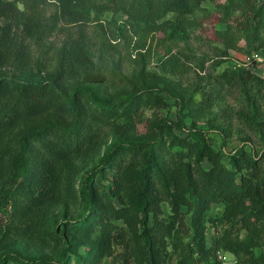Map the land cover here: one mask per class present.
<instances>
[{"label": "trees", "instance_id": "1", "mask_svg": "<svg viewBox=\"0 0 264 264\" xmlns=\"http://www.w3.org/2000/svg\"><path fill=\"white\" fill-rule=\"evenodd\" d=\"M196 3L137 0L129 7L126 0H0V242L19 237L59 249L57 261L11 255L0 264H100L119 255L122 264H222L219 252L232 254L234 264H264V111L260 90L254 92L260 79L243 70L218 76V82L239 88L240 107L232 116L260 144L257 150L247 137L244 146L223 153L210 137L218 135L227 146L231 129L221 115H211L208 128L195 119L211 114L212 95L195 103L198 90L181 81L166 83L144 67L125 73L121 57L107 55L112 39L86 36L93 12L120 6L130 27L123 25L122 34L132 31L139 38L133 50L144 49L142 35L168 27L166 39L186 41V29L197 23L188 17ZM55 4L62 11L47 19L46 8ZM219 8L218 23L225 29L216 36L226 48L236 47L235 36L264 42V0H227ZM61 19L76 24L79 37L57 49L49 41ZM137 56L143 61L145 54ZM189 61L178 51L159 63L165 73L180 77ZM84 69L110 93L93 83L64 86ZM171 107L176 121L160 115ZM147 112L154 118L147 136H138V121ZM188 116L194 117L190 128ZM109 133L114 142L77 187L80 166L102 154ZM165 205L171 211L167 218ZM213 205L224 207L213 226L225 228L209 244L206 219ZM59 207H64L60 218L49 216ZM182 234L192 242L184 243Z\"/></svg>", "mask_w": 264, "mask_h": 264}, {"label": "rangeland", "instance_id": "2", "mask_svg": "<svg viewBox=\"0 0 264 264\" xmlns=\"http://www.w3.org/2000/svg\"><path fill=\"white\" fill-rule=\"evenodd\" d=\"M107 1L108 0H98V3L102 4ZM136 1L137 0H126L129 7H131L133 2L136 3ZM224 3H227V0H197L192 12L188 15L189 18L195 19L197 23L186 29V33L189 35L186 41L180 39L176 41L166 39L165 36L172 30L171 27H168L166 32L159 31L142 35L141 44L145 45L144 49L139 51L133 50V45L138 42L139 38L135 36L134 32L129 30L128 33L122 34L120 28L123 25H128V28L130 27L128 22L129 17L120 6L115 7L114 10L106 13L100 12V9L97 10L96 14L93 12L91 17L86 19V36L90 40L95 36L100 39L103 37L112 39L110 40V43L112 44L113 50L110 47H107L109 49L107 55L117 56L116 58L121 57L120 60L124 61L123 70L125 73H130L136 68L140 67L139 69H141L144 67L148 73L156 74L163 79H166L164 81L166 83L181 81L186 85L184 87H189L191 91L198 90L194 93L195 103H202L205 99L204 94H206L207 97L212 95L214 106L212 107L211 114L204 117H199L198 114H196L195 119L197 120L198 127L208 128L206 123L209 117L211 115H221L223 118L221 121L226 124L227 129H231V134L227 138L226 147H222L223 141L218 135H210L212 144L218 151L229 153L240 146H244V139L247 137L251 138L255 148L258 150L260 149V144L257 143V138L247 131L237 120H235L234 116H232L234 109L240 107L239 88L228 85L225 82H218V76L227 70L238 72L243 70L244 74L249 72L250 74L257 76L260 79V89L255 88L254 92L257 93L260 90V93L258 94L259 103L264 111V42L261 44H253L247 42L240 36H235L237 37L235 43L236 47L226 48L220 43L216 36V31L225 29V25L218 23L219 5ZM61 11V7L57 4L49 6L46 8V18L51 20L52 18L55 19V15H59ZM172 18H174L173 15H170L169 19ZM0 22L4 24V20H1ZM59 28V32L55 33L49 41V43H52L57 49L60 48L69 37H73L74 39L79 37V29L77 25L70 22L68 19H61L59 21ZM129 43L131 44V47L127 46ZM96 46L97 44H94V48H91L93 53L95 52L94 49L97 48ZM178 51L184 52L186 56L189 55V62H191H187L186 71L183 76L180 77L168 75L162 70L159 63L163 56ZM137 52L145 54L143 61H140ZM131 54L132 57H129ZM134 61H140L139 65L134 63ZM50 71L51 70L49 69L48 72ZM91 83L95 84L101 93H110L109 87L104 86L91 69H84L78 79L68 81L64 86L68 89H73L77 86L88 85ZM168 101L170 104L175 103L173 99H168ZM152 115V112H147L145 117L138 121L136 127L138 136H147L148 121L154 118ZM160 115L162 117H169V119L173 121L177 120L175 107L162 111ZM226 117L231 118V122H226L228 119ZM193 119L194 117L192 118L190 116L186 118L187 127L190 128L192 126ZM114 140L115 137L113 134H107L104 140L102 154L80 166L81 170L77 176V187L87 179L91 170L99 165L103 153L107 147L112 145ZM204 167L206 169L209 168V163L205 162ZM63 209L64 207L54 209L49 216L56 215L57 218H60V213ZM223 211L224 207L222 205H213L208 212L206 222L208 224L207 237L209 244H211L213 236L220 235L224 231V225L217 222L214 224V226L217 227H214L211 221L217 220ZM71 212L74 213V209ZM170 214V209L165 205L164 217L167 218ZM190 219V216L186 217L187 225L191 226ZM181 237L182 240H184V243L192 242V238L185 234H182ZM25 245V248H21V246ZM58 251L59 249L51 250L45 247H38L35 243L26 239H20L19 237L10 238L5 242H0V259L5 256L16 255L22 258L38 257L49 261H57L58 254L56 253H58ZM257 253H259V250H257ZM221 255L224 259L223 262L234 264L235 258L232 254L221 253ZM10 264H16V261H12ZM100 264H122V262L120 261L119 255L118 258H106L100 262Z\"/></svg>", "mask_w": 264, "mask_h": 264}, {"label": "built area", "instance_id": "3", "mask_svg": "<svg viewBox=\"0 0 264 264\" xmlns=\"http://www.w3.org/2000/svg\"><path fill=\"white\" fill-rule=\"evenodd\" d=\"M221 253H222V252H219V253H218V259H219L220 261H222V264H228V263H226V262H223L224 259H223L222 255H221Z\"/></svg>", "mask_w": 264, "mask_h": 264}]
</instances>
